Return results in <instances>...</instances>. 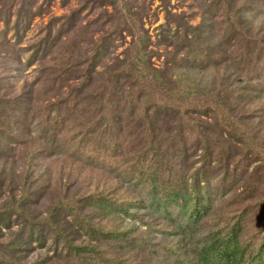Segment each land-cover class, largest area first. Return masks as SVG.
<instances>
[{
	"label": "rangeland",
	"instance_id": "374dc122",
	"mask_svg": "<svg viewBox=\"0 0 264 264\" xmlns=\"http://www.w3.org/2000/svg\"><path fill=\"white\" fill-rule=\"evenodd\" d=\"M256 263L264 0H0V264Z\"/></svg>",
	"mask_w": 264,
	"mask_h": 264
},
{
	"label": "trees",
	"instance_id": "16d2710c",
	"mask_svg": "<svg viewBox=\"0 0 264 264\" xmlns=\"http://www.w3.org/2000/svg\"><path fill=\"white\" fill-rule=\"evenodd\" d=\"M176 112V111H175ZM177 113H175L176 115ZM221 126L226 127L227 130V136L234 137L235 131L237 127L239 126L237 122L231 121L227 122L225 120H222L221 123L216 128H221ZM222 130V128H221ZM153 152V157H156V161H159L162 165L163 155L161 148L159 147H153L151 149ZM155 161V162H156ZM143 173V172H142ZM144 174V173H143ZM205 170L200 169L192 174V183H185L184 181L181 182L180 185H178V188L175 190L171 189L169 184L165 180H160L153 172L145 174V181L149 186V204H152L153 202H156L158 200L164 199V202L162 204L157 205V210L160 212L159 215L161 217H167L171 216V213L168 210V207L171 205H176L178 209V215L181 217L184 214L190 216V219H194L199 216V214L203 211L204 207L208 204V197L201 198L202 189L207 188L208 185L207 177H205ZM204 178V179H203ZM203 181V184L201 183ZM205 184V187H201ZM161 189L162 190V197H159L156 193L157 191ZM153 195V196H152ZM163 201V200H162ZM124 204L121 205L123 207ZM177 215V214H176ZM163 233H166L168 231H173L170 227H166L165 229L161 230ZM172 250V249H171ZM228 248L221 250L222 254L227 258L228 254L226 251ZM258 264V263H256ZM264 264V263H262Z\"/></svg>",
	"mask_w": 264,
	"mask_h": 264
}]
</instances>
